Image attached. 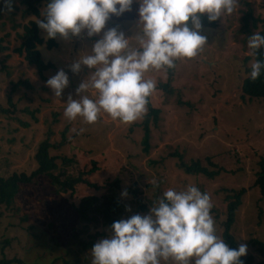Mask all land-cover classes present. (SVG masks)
I'll list each match as a JSON object with an SVG mask.
<instances>
[{"label": "rangeland", "instance_id": "1", "mask_svg": "<svg viewBox=\"0 0 264 264\" xmlns=\"http://www.w3.org/2000/svg\"><path fill=\"white\" fill-rule=\"evenodd\" d=\"M45 6L39 5L41 13ZM138 7L134 3L132 11L113 16L106 27L119 25L126 35H131ZM26 8L22 0H13L8 11L0 2V177L21 172L30 175L37 168V147L49 134L50 143H61L51 154L73 160L64 167L61 159L57 160L63 171L61 180L65 175L94 170L85 179L97 189L81 184L73 195L68 192L58 197L42 180L22 188L16 203L21 208L19 214L28 219L22 221L11 211H3L0 260L16 257L29 264H91V247L85 249L83 244L109 235L110 228L100 218L92 223L79 220L72 204L90 194L113 193L122 204L117 219H126L147 214L153 201L169 187L181 189L193 183L210 195L211 212L222 238L228 216L226 193L245 189L231 234L238 247L247 244L242 258L251 256L253 264L264 262V195L253 188L260 171L258 161L264 159V101L241 97V86L253 60L248 37L263 27L258 22L257 29L252 28L251 19L264 20V0H239L232 15L219 18L218 28H202L208 44L196 57L177 60L171 79L168 69L149 73L157 81L149 101L160 113L156 124L150 123L148 152L140 126L148 110L131 124L113 121L107 114L94 124L64 117L68 95L75 97V89L92 71L82 66L79 73H73L69 66L100 37L89 38L82 32L69 40L60 37L52 50L45 44L39 46L43 60L54 65L43 73V79L16 52L23 25L41 19L25 13ZM247 13L251 19L245 30L243 17ZM42 35L47 37L46 32ZM60 69L67 72L69 85L56 98L45 82ZM19 82L22 83L15 86ZM165 83L171 89L168 93L158 88ZM174 153L182 159L171 155ZM206 157L226 173L209 178L188 174L180 166V161L189 164L192 158L207 163L203 160ZM153 181L158 186L154 187ZM114 182L117 187L110 186ZM125 190L127 196H122ZM46 212L51 213L47 218ZM51 217L56 220V230L49 234L43 225Z\"/></svg>", "mask_w": 264, "mask_h": 264}, {"label": "clouds", "instance_id": "2", "mask_svg": "<svg viewBox=\"0 0 264 264\" xmlns=\"http://www.w3.org/2000/svg\"><path fill=\"white\" fill-rule=\"evenodd\" d=\"M8 11L13 0H0ZM239 0H47L37 19L47 38L69 40L82 32L99 36L69 66L79 73L82 66L92 71L64 102V117L94 124L105 114L113 121L131 124L147 112L149 98L157 87L149 73L172 69L176 61L196 57L204 50L202 16L209 22L232 15ZM138 18L126 35L119 25L106 27L113 17L132 11ZM3 11V9H0ZM252 55L264 50V35L248 37ZM249 78L264 72V59H253ZM54 97L60 98L69 76L60 69L46 80ZM73 131H76L73 129ZM80 132L84 129H80ZM156 187L157 182L153 181ZM127 196V191L121 193ZM207 192L189 183L181 189L169 187L157 197L147 214H134L114 221L110 234L92 248L91 264H243L247 244L230 248L214 216ZM130 210V209H129Z\"/></svg>", "mask_w": 264, "mask_h": 264}, {"label": "trees", "instance_id": "3", "mask_svg": "<svg viewBox=\"0 0 264 264\" xmlns=\"http://www.w3.org/2000/svg\"><path fill=\"white\" fill-rule=\"evenodd\" d=\"M22 3L27 6L25 13H32L36 17L41 19V12L39 10V5L44 3L46 5L47 0H22ZM251 19L250 13H247L243 17L244 21V29L248 28V22ZM203 28L206 29H216L219 27V18L216 21L209 22L207 20V15L204 14L201 18ZM252 28L257 29V23H262V28L259 29V33L264 35V20H260L259 18L251 19ZM23 34L20 36L21 44L19 48L16 49V52L24 57V60L30 65L34 66L37 69V72L44 79L43 73L50 69L54 68V65L51 62H47L42 58V52L38 48L41 45H46L48 50H52L58 46L59 36L56 38H47L42 35L45 33L44 30L38 27L36 21H29L28 23L23 25ZM1 50H6V48L1 47ZM251 59H264V50L257 52L255 56H252ZM251 68L248 69V76L243 80L241 86V97L245 99L246 96L248 99H261L264 101V72L261 73V76L256 80H251L249 78V73ZM169 79L173 77V68L168 69ZM22 82L16 83L15 86H19ZM159 89H162L164 92L168 93L171 91L169 89V83L159 84ZM148 113L146 114L144 121L140 123V126L143 127L144 130V144H145V152L149 151L148 148V139L150 135V123L151 121L156 124L158 121V115L160 113L159 109L154 108L150 101L147 105ZM3 112H7V110L1 109ZM26 125V124H25ZM61 146V143H50L49 134L47 138L41 141L37 147V151L34 155L35 161L37 163V168L30 174L25 173H13L8 177H0V216H3V211H11L13 216L18 217L22 221H27L26 215H20L21 208L16 203V195L21 192L22 188L34 186L39 184V181L42 180L44 183H48L51 186V190L55 193L56 196L60 197L61 195L68 193L73 195L76 192V189L79 185L83 184L90 188L97 189L95 184H91L89 181L85 179V176L91 175L94 170L79 172L77 175H65V178L61 180V175L63 171L59 169L60 165L57 160L61 159V165L68 166L72 163V159L66 157L64 155L57 156L52 155L51 150L53 148H58ZM171 155H175L176 157L182 159L180 154L174 153ZM208 165L211 167L210 169L206 165L207 163H203L201 160L197 158H192V162L189 164L180 161V166L185 170L186 173L191 175H201L207 176L209 178H214L219 175V173H223L226 171L224 169H216L215 164L211 162V158H203ZM260 165V171L257 172V179L253 184V188L258 189L260 194L264 195V159L260 158L258 161ZM214 168V169H212ZM60 171V173L56 174V172ZM110 186L117 187V182L110 184ZM245 192V189L242 188L239 191H230L226 193L225 202L227 206V220L224 222L225 230L223 232V239L229 245L230 248H238L236 240L234 236L231 234L232 225L236 221L237 209L242 203V196ZM74 211L76 212L78 219L81 221H85L88 223L97 222V218L102 219L103 225L108 226L110 228L111 224L114 221H118L117 216L122 209L121 202L116 199L113 193L96 195L90 194L82 197L78 204H72ZM3 210H2V209ZM49 212H46L45 218L49 217ZM56 220L54 218H48L47 222L43 225L45 229H47L50 234L52 231H55L56 228ZM95 238V237H94ZM8 243V242H7ZM58 243V242H56ZM94 241L89 243H84L83 247L86 249L94 245ZM257 243V242H254ZM262 249V248H261ZM260 249V250H261ZM243 261V264H253V258L251 256L247 258H240ZM65 264H72L69 261H64ZM0 264H29L24 259L12 257L11 259H1ZM30 264H44L43 262H33ZM258 264H264V262H260Z\"/></svg>", "mask_w": 264, "mask_h": 264}]
</instances>
